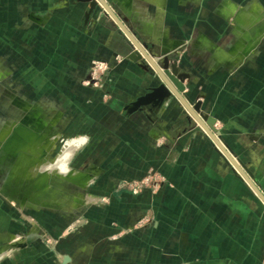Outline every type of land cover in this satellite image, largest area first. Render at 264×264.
I'll use <instances>...</instances> for the list:
<instances>
[{"label": "crops", "instance_id": "obj_1", "mask_svg": "<svg viewBox=\"0 0 264 264\" xmlns=\"http://www.w3.org/2000/svg\"><path fill=\"white\" fill-rule=\"evenodd\" d=\"M105 1L89 13L83 0H0V109L13 115L0 134L16 129L0 172L9 200L22 189L37 203L18 200L1 225L2 254L28 244L4 264H264V0ZM127 30L176 56L247 180L176 97L126 110L160 84L129 59ZM97 61L110 70L91 86ZM64 139L79 142L70 172L34 182L36 152L49 161ZM151 172L165 182L134 195L127 184Z\"/></svg>", "mask_w": 264, "mask_h": 264}, {"label": "water", "instance_id": "obj_2", "mask_svg": "<svg viewBox=\"0 0 264 264\" xmlns=\"http://www.w3.org/2000/svg\"><path fill=\"white\" fill-rule=\"evenodd\" d=\"M83 1L89 4V13H94L99 7L110 10V6L105 0ZM116 18L121 22L118 16H116ZM127 33L132 38L133 44L137 47V50L129 57V59L133 62H138L140 66L148 72L152 70L153 76H156L160 80V84L152 87L146 95L139 97L135 102L127 106L126 110L130 114H134L143 111L145 107L159 109L162 108L168 99L176 97L187 108L192 121L199 123L200 126L206 130L208 135L220 149L219 151L226 156L231 164L237 167L244 180H247L248 169L240 159H237L236 161L235 157L221 142L218 132L215 130V120L202 112L201 102L194 103L188 94H186L188 87L186 86L185 81L189 78V75L181 71L176 56L172 55L171 52H155L147 43L141 44L137 41L130 31L127 30ZM260 194L262 195L261 192ZM27 245L28 244L22 243L16 244L17 247L21 248H25ZM70 261L71 258L65 256L63 264H68Z\"/></svg>", "mask_w": 264, "mask_h": 264}, {"label": "rangeland", "instance_id": "obj_3", "mask_svg": "<svg viewBox=\"0 0 264 264\" xmlns=\"http://www.w3.org/2000/svg\"><path fill=\"white\" fill-rule=\"evenodd\" d=\"M99 63H101V64L104 65L103 69H99L97 67V65H99ZM109 70H110V67H109V64L108 63L103 62V61L94 62L93 65H92V68L90 70V75H89V78H88L87 82L91 86H95L99 81H102L104 79V77L108 74ZM16 101L17 100H14L15 104H17ZM7 103H9V102L7 101L6 104ZM0 116L3 118V120H2L3 122L2 123H4V126L6 125V123H10L13 120L12 113L10 111L4 110V109H3V111H2V109H0ZM13 130H14V134H15L16 129H13ZM13 130L10 131V136L9 137H11L13 135V133H12ZM68 141H71V140L64 139V140L58 141L56 143V145H57L56 149L50 155V159L53 160L57 156H60V155H63V154H69L68 164H69V168L71 169V167H70L71 165H70L69 161H70V159L72 157L73 149H74L75 145L77 146V144H72L70 148H66L65 147L66 146L65 144ZM4 151H6V150L4 149ZM38 153L39 152H36V154H37L36 160L32 164V166L29 168L30 169L29 170V173H30L29 174V177H31V179L33 181H34L35 177L37 178L38 176H36V175L34 176L33 172L31 173V171H33V170L46 171V170H43V169H47L48 164L52 161V160L50 161V159H49L50 162L49 161H44L42 158H41L42 160L39 159V157H38L39 154ZM68 164H67V168H68ZM52 170H56L57 171V169H52ZM151 173H154L156 176H154L155 182L153 183V186L151 188H149V189L155 191V190H157L161 186L162 183L165 182V178L163 176H161L160 174L156 173V172H151ZM8 176H9V174H8V171L6 169H5V171L0 172V227L3 224V222H4L5 228H6L7 222L8 221L10 222V220L12 221L18 215V214H15V212L13 213L11 211L13 209L12 206H17V204L19 203L18 200L25 199V201H24L25 204H30L31 207H36V205H37L36 202L31 201L29 199H26L24 197V193H23L22 189H20V192H17L15 194H12L13 197L15 198L14 200H12V201L9 200V198L7 197V195L4 193L5 182L8 179ZM147 176H149V174ZM147 176H145V177H147ZM55 177L56 176H54V175L51 176V178H53L54 180H55ZM136 181H140V180H136ZM128 184H127V186L129 188V185ZM129 190H130V188H129ZM142 192H144V191H142ZM25 212L28 213L29 211L28 210H25ZM21 231H23V230L21 229ZM25 231L27 232L26 226H25ZM17 248H20V247H17L16 246V243H9V245L6 246V249L4 251L5 253L2 254V252H0V264H4V262L6 260H9L10 257H11V255H8V254H11V252L14 249H17Z\"/></svg>", "mask_w": 264, "mask_h": 264}, {"label": "bare ground", "instance_id": "obj_4", "mask_svg": "<svg viewBox=\"0 0 264 264\" xmlns=\"http://www.w3.org/2000/svg\"><path fill=\"white\" fill-rule=\"evenodd\" d=\"M31 118H33V115H32V113H31V115L29 114H27L26 116H25V120H24V122L26 123L27 122V120H30ZM31 123V122H30ZM25 125V124H24ZM25 130H27V128H23L22 130H20V132H21V134L25 131ZM26 132V131H25ZM24 134V133H23ZM9 136H10V131L9 130H5V131H3V132H1V134H0V141H1V139H4V140H6V139H8L9 138ZM25 136V135H24ZM6 143H7V141H6ZM6 143H5V148L7 149V147H6ZM78 144L79 142H77V141H73V140H71V141H68L65 145V147L66 148H70L71 147V145L72 144ZM26 146V145H25ZM76 146V145H75ZM4 148V149H5ZM26 149V148H25ZM68 159H69V154H63V155H60V156H57V157H55L49 164H48V166H52V169H57V170H59V168L60 167H67V164H68ZM48 166H47V168H48ZM68 172H70V171H68ZM67 172V173H68ZM35 181V180H34ZM39 185V184H38ZM39 187H41V186H36V188H39ZM40 189V188H39ZM51 191H54V189H50ZM49 190V191H50ZM60 192V191H59ZM38 194V193H37ZM44 194V193H43ZM48 195H50V194H48ZM42 196V195H41ZM45 196V195H44ZM49 198V197H48ZM52 198V197H51ZM54 199V198H53Z\"/></svg>", "mask_w": 264, "mask_h": 264}, {"label": "built area", "instance_id": "obj_5", "mask_svg": "<svg viewBox=\"0 0 264 264\" xmlns=\"http://www.w3.org/2000/svg\"><path fill=\"white\" fill-rule=\"evenodd\" d=\"M97 67L99 69H103L104 65L99 63V65H97ZM235 160L237 161V158H235ZM154 176H156L154 173H150L149 176L145 177L144 179H142L140 181H134V182L129 183L128 185H129L131 192L134 195H138L142 191H145V190H148L149 188H151L153 186V183L155 182Z\"/></svg>", "mask_w": 264, "mask_h": 264}, {"label": "clouds", "instance_id": "obj_6", "mask_svg": "<svg viewBox=\"0 0 264 264\" xmlns=\"http://www.w3.org/2000/svg\"><path fill=\"white\" fill-rule=\"evenodd\" d=\"M85 141H86V138H85ZM43 170H46V171H49V172H51L52 171V166H48V168L47 169H43ZM68 168L67 167H60L59 168V172L61 173V174H66L67 172H68Z\"/></svg>", "mask_w": 264, "mask_h": 264}, {"label": "flooded vegetation", "instance_id": "obj_7", "mask_svg": "<svg viewBox=\"0 0 264 264\" xmlns=\"http://www.w3.org/2000/svg\"><path fill=\"white\" fill-rule=\"evenodd\" d=\"M8 97H9V100H8ZM7 101H10V96H9L8 94L5 93V94H4V102H5V103H4V107H5V108H6V102H7ZM13 104H15L14 101H13ZM16 105H17V104H16ZM17 106H18V105H17Z\"/></svg>", "mask_w": 264, "mask_h": 264}]
</instances>
